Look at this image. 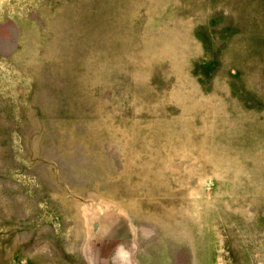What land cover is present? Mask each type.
Returning a JSON list of instances; mask_svg holds the SVG:
<instances>
[{"label":"rangeland","instance_id":"1","mask_svg":"<svg viewBox=\"0 0 264 264\" xmlns=\"http://www.w3.org/2000/svg\"><path fill=\"white\" fill-rule=\"evenodd\" d=\"M0 264H264V0H0Z\"/></svg>","mask_w":264,"mask_h":264}]
</instances>
